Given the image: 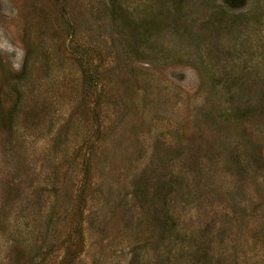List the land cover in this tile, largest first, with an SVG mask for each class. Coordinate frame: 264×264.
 Here are the masks:
<instances>
[{
    "label": "rangeland",
    "instance_id": "rangeland-1",
    "mask_svg": "<svg viewBox=\"0 0 264 264\" xmlns=\"http://www.w3.org/2000/svg\"><path fill=\"white\" fill-rule=\"evenodd\" d=\"M68 248L264 264V0H0V264Z\"/></svg>",
    "mask_w": 264,
    "mask_h": 264
},
{
    "label": "trees",
    "instance_id": "trees-1",
    "mask_svg": "<svg viewBox=\"0 0 264 264\" xmlns=\"http://www.w3.org/2000/svg\"><path fill=\"white\" fill-rule=\"evenodd\" d=\"M91 82H92V80H90V79L86 82V86L88 88L91 86ZM13 111H14V109L12 110L11 114L9 115V118L10 117L12 118ZM85 186H87V183H85ZM80 219H81V214L78 215V218H77V221L75 222V225H74L72 233L74 235H78L79 236L77 238H78V241H79V243L81 245L83 234H82V227H81ZM77 246H79L78 243H77ZM69 248L66 251V254L64 255V257L59 262H57V264H72V261L74 260V257L79 254L80 250H77L75 252H73V251L71 252V250Z\"/></svg>",
    "mask_w": 264,
    "mask_h": 264
}]
</instances>
